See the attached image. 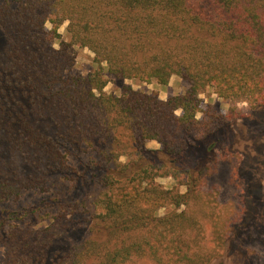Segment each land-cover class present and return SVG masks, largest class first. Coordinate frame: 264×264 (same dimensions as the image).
<instances>
[{
	"label": "trees",
	"instance_id": "1",
	"mask_svg": "<svg viewBox=\"0 0 264 264\" xmlns=\"http://www.w3.org/2000/svg\"><path fill=\"white\" fill-rule=\"evenodd\" d=\"M76 46L94 54L86 75ZM174 76L188 88L167 100L125 83ZM209 91L264 105V0H0V264L218 259L200 243L208 210L181 211L212 166L179 162L207 158L229 123ZM29 192L47 196L1 209Z\"/></svg>",
	"mask_w": 264,
	"mask_h": 264
},
{
	"label": "rangeland",
	"instance_id": "2",
	"mask_svg": "<svg viewBox=\"0 0 264 264\" xmlns=\"http://www.w3.org/2000/svg\"><path fill=\"white\" fill-rule=\"evenodd\" d=\"M66 27L67 23L60 29L64 39H68ZM74 53V73L86 75L94 70V54L89 49L76 46ZM125 83L135 89L156 91L162 100L182 94L188 88L187 83L176 76L171 78L167 86H161L156 81L150 84L140 81ZM114 87L110 82L106 92L114 90ZM202 97L205 104L213 102L217 105L220 115H230L229 123L222 126L210 140L209 144H215L207 158L198 155V161V158L194 159L197 156L194 153L190 160L184 158L179 162L191 168L208 162L212 166L209 175L205 177L201 196L196 202L183 205L181 211H187L190 215L194 211L208 210V215L201 213L197 217L200 223L198 229L201 231L200 243L206 245L208 250L221 248V256L211 264H264V105L253 107L249 102L233 104L218 97L213 91ZM147 148L158 150L161 145L151 141L147 143ZM156 181L165 189H172L178 182L172 177H159ZM180 190L185 194L186 185L180 186ZM46 196L29 192L23 195L19 208L1 209L18 211L22 206L38 203ZM97 197L98 193L95 192L88 200L90 213L102 211L96 205ZM165 212L166 209H162L160 214L164 215ZM221 242H224L223 245ZM136 264L152 262L144 258Z\"/></svg>",
	"mask_w": 264,
	"mask_h": 264
}]
</instances>
